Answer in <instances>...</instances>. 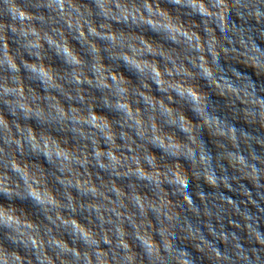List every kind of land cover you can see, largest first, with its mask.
<instances>
[{
	"label": "clouds",
	"instance_id": "1",
	"mask_svg": "<svg viewBox=\"0 0 264 264\" xmlns=\"http://www.w3.org/2000/svg\"><path fill=\"white\" fill-rule=\"evenodd\" d=\"M0 264H264V0H0Z\"/></svg>",
	"mask_w": 264,
	"mask_h": 264
}]
</instances>
